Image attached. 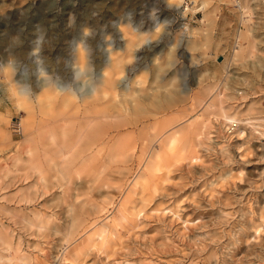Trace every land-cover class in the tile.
Instances as JSON below:
<instances>
[{
	"label": "rangeland",
	"instance_id": "obj_1",
	"mask_svg": "<svg viewBox=\"0 0 264 264\" xmlns=\"http://www.w3.org/2000/svg\"><path fill=\"white\" fill-rule=\"evenodd\" d=\"M258 2L0 0V264H264ZM151 85L158 140L114 113Z\"/></svg>",
	"mask_w": 264,
	"mask_h": 264
},
{
	"label": "bare ground",
	"instance_id": "obj_2",
	"mask_svg": "<svg viewBox=\"0 0 264 264\" xmlns=\"http://www.w3.org/2000/svg\"><path fill=\"white\" fill-rule=\"evenodd\" d=\"M221 1H223L225 3V2H228L230 0H221ZM251 1L252 0H250V2ZM203 2L204 1H202V3ZM234 4L238 5L237 7H239L241 9V11H246V12L250 11V9H249L250 5H248L249 2L247 4V0H235ZM256 5H260V2H258V0H257ZM259 8H260V10L258 9L259 14L264 16V6H263V8L261 6H259ZM243 19H244V17H242V19L240 20V22H242V24L244 23ZM236 30H237V32L235 31L236 35L235 34L234 35L236 37L237 43L235 42V44H236L235 48L236 49L234 48V50H235L236 53H238L240 44H243V43H240L239 41L242 39V42H243V39H245V36L243 34H241V32H240V30L238 28ZM249 30L253 31V28L252 27H248L247 31H249ZM204 35H206V34H204ZM260 66L263 67V65L261 63H260ZM227 78L228 77H226L225 79H227ZM109 84H110L111 87H115L116 83L114 81H112ZM222 84H224V83H222ZM157 88L158 87L152 88V85H151V88H149L150 90H152L153 92H156V93H152V92L151 93H132V94H129L128 96H124L123 95L118 100V102L116 103V105H117L116 108H114V113H116V115H118V114H123V115L124 114H136L137 116L134 117V122L140 121L142 124L147 122L148 123L147 126L148 125L151 126V125H154L156 123L155 124L156 127H157V124H158L159 127L154 130L153 136H152V138H155L156 140L161 138L165 133H167L168 131L172 130L175 126H177L178 124H180L183 121V117H184L183 115L180 116L179 112L177 114H173V113H174V111H178L179 107L182 106L183 104H185L186 102H188V99L191 98V93H158V89ZM117 90L119 91V89H117ZM183 91L184 90H182V92ZM220 93H222V92L219 91L216 96H213L211 101L219 99L218 95ZM212 94L213 93H210L208 100L210 99ZM210 104L211 103H209V105ZM86 112H87V110H86ZM161 118H163V119H161ZM88 127H90V126H88ZM43 177L44 176L40 177V179H42ZM85 206H86V203H83V205L79 206V210L84 211Z\"/></svg>",
	"mask_w": 264,
	"mask_h": 264
},
{
	"label": "built area",
	"instance_id": "obj_3",
	"mask_svg": "<svg viewBox=\"0 0 264 264\" xmlns=\"http://www.w3.org/2000/svg\"><path fill=\"white\" fill-rule=\"evenodd\" d=\"M189 1L191 2L192 0H185V3L188 4ZM186 6H187V5H186Z\"/></svg>",
	"mask_w": 264,
	"mask_h": 264
}]
</instances>
